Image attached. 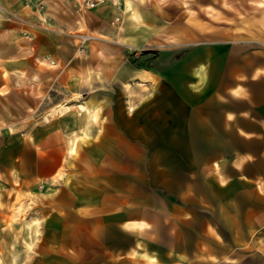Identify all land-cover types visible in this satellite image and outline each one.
<instances>
[{"label":"crops","instance_id":"obj_1","mask_svg":"<svg viewBox=\"0 0 264 264\" xmlns=\"http://www.w3.org/2000/svg\"><path fill=\"white\" fill-rule=\"evenodd\" d=\"M85 1L0 0L46 18L23 37L0 11V180L14 202L40 200L25 220L41 226L39 264L264 258V0H240L232 42L180 37L183 0ZM77 31L92 39L84 57ZM153 44L170 51L122 59Z\"/></svg>","mask_w":264,"mask_h":264},{"label":"rangeland","instance_id":"obj_2","mask_svg":"<svg viewBox=\"0 0 264 264\" xmlns=\"http://www.w3.org/2000/svg\"><path fill=\"white\" fill-rule=\"evenodd\" d=\"M25 1L28 3L31 2V0ZM87 2H91L94 5L92 7H87ZM96 3L97 1L93 2L92 0H86L82 8L92 9L96 6ZM37 4L38 14L40 15L41 4ZM180 4L177 8H182ZM182 4L184 8L182 10V13L180 12L178 14L177 18V28L179 29L178 33L180 37L182 35H185V32L181 31L182 28L184 30L187 29L188 32L193 36V42H232L234 40L233 34L235 13H237V11H239L241 8L244 10V8H246L245 4L248 3H245L244 1L241 2L240 0H183ZM24 7L25 4L21 5V10ZM117 9L118 11L120 10L118 6ZM0 11L7 20H16L17 23L20 24V36L23 37H29L28 34L24 32L23 27L26 28L27 26L31 29H36L38 28V26L46 25L45 16L40 15L39 18L32 19V16L28 15L27 19L24 13L20 15V12L19 14H17L16 12L10 11L8 8H5L3 6H0ZM188 14H191L192 16L187 18ZM237 18L238 20H246V17L241 16L239 13ZM187 19H190V21ZM119 22H121L120 14L116 15L113 18L111 26L115 27ZM78 34L86 33L77 31L75 33H72L71 35V38L77 42L76 56L84 57L88 53L87 45L92 41V39H90L91 37H89V39L81 40ZM190 46L192 45L178 46V49L173 50V54H176L175 56L179 57L180 55H182L185 49ZM145 48L151 49L123 48L122 59H124L126 63L129 62L136 67L148 66L152 62V60L156 58V56H159V52L170 51L169 46L165 44H153V46L148 45ZM172 57H174V55H172ZM50 64H53V62L50 61ZM19 91L23 92L22 99H26V97L24 96V93L25 95L26 93H28L26 87L22 86L21 88H19ZM30 93H33L31 89ZM13 101L15 103H19V99L17 97H13ZM6 114L8 119H15V114L11 115L10 112H7ZM8 148V144L0 145V159H2V161H5L3 158L8 155L3 154V152L5 150H8ZM9 179V177H5V179H3L8 183L2 182L0 180V216L8 218V222L0 226V264H39V261L42 260V256L39 252L41 251V248H39V245L36 246V244L38 241L42 242L39 238L41 236V226L38 224L36 226H33L32 231L29 226L26 227L25 220L27 221V217H31L32 213H34L35 216H38V214H36V207L38 206V204L40 206V200L33 197V200L28 198L27 202H25V198H23L18 203L14 202V191L12 189L14 184H9ZM43 185L44 184H41L38 188L42 189ZM2 193L6 196V200L8 201L7 206L10 207H7L6 204L3 203V196L1 195ZM16 222L18 223L15 224ZM14 227H17V230H15ZM27 232L29 234H27ZM242 255L243 257L241 258V260L239 261V258H236L238 262H235L233 264H264V258L262 256L260 257V255L246 256V252H242Z\"/></svg>","mask_w":264,"mask_h":264},{"label":"bare ground","instance_id":"obj_3","mask_svg":"<svg viewBox=\"0 0 264 264\" xmlns=\"http://www.w3.org/2000/svg\"><path fill=\"white\" fill-rule=\"evenodd\" d=\"M86 39H89V37H88V36H82V37H81V40H86ZM81 108L84 109L85 107L81 106Z\"/></svg>","mask_w":264,"mask_h":264},{"label":"built area","instance_id":"obj_4","mask_svg":"<svg viewBox=\"0 0 264 264\" xmlns=\"http://www.w3.org/2000/svg\"><path fill=\"white\" fill-rule=\"evenodd\" d=\"M93 5H94V4L91 3V2H87V3H86V6H87V7H92Z\"/></svg>","mask_w":264,"mask_h":264}]
</instances>
